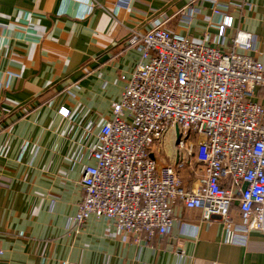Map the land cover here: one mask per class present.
<instances>
[{
    "label": "crops",
    "instance_id": "crops-1",
    "mask_svg": "<svg viewBox=\"0 0 264 264\" xmlns=\"http://www.w3.org/2000/svg\"><path fill=\"white\" fill-rule=\"evenodd\" d=\"M215 4L233 19L221 47ZM155 27L224 53L249 33L246 54L264 65V0H0V264H264V237L243 230L237 200L230 243L219 217L181 204L164 236L125 239L96 217L69 228L91 150L140 60L134 33ZM188 168L190 191L199 177Z\"/></svg>",
    "mask_w": 264,
    "mask_h": 264
},
{
    "label": "built area",
    "instance_id": "built-area-1",
    "mask_svg": "<svg viewBox=\"0 0 264 264\" xmlns=\"http://www.w3.org/2000/svg\"><path fill=\"white\" fill-rule=\"evenodd\" d=\"M226 8L212 9L221 18L218 47L233 23ZM134 36L140 60L91 150L94 164L84 168V195L69 228L96 217L125 239L164 236L181 204L203 220L219 217L230 243L229 209L237 200L243 230L264 237V65L246 54L251 35L237 31L227 53L162 27ZM58 114L67 118L69 110ZM169 135L176 160L162 166L156 155ZM192 156L202 174L187 191L179 171Z\"/></svg>",
    "mask_w": 264,
    "mask_h": 264
},
{
    "label": "rangeland",
    "instance_id": "rangeland-1",
    "mask_svg": "<svg viewBox=\"0 0 264 264\" xmlns=\"http://www.w3.org/2000/svg\"><path fill=\"white\" fill-rule=\"evenodd\" d=\"M170 136L171 135L167 136L164 139L162 148H160L161 150L157 152L156 155L158 159V164L162 166H173V161L176 160V152L174 149L173 138ZM189 165L190 168H188L184 173L186 174V178L188 179L189 175H191L193 178L200 177L201 168L194 162L193 156L191 157L190 162L185 165V167H189Z\"/></svg>",
    "mask_w": 264,
    "mask_h": 264
},
{
    "label": "water",
    "instance_id": "water-1",
    "mask_svg": "<svg viewBox=\"0 0 264 264\" xmlns=\"http://www.w3.org/2000/svg\"><path fill=\"white\" fill-rule=\"evenodd\" d=\"M176 130V137H177V139H178V131H177V128L175 129ZM245 187H243V189H244Z\"/></svg>",
    "mask_w": 264,
    "mask_h": 264
},
{
    "label": "bare ground",
    "instance_id": "bare-ground-1",
    "mask_svg": "<svg viewBox=\"0 0 264 264\" xmlns=\"http://www.w3.org/2000/svg\"><path fill=\"white\" fill-rule=\"evenodd\" d=\"M171 137V136H170Z\"/></svg>",
    "mask_w": 264,
    "mask_h": 264
}]
</instances>
